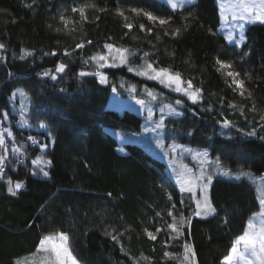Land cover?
Listing matches in <instances>:
<instances>
[{"label": "trees", "instance_id": "trees-1", "mask_svg": "<svg viewBox=\"0 0 264 264\" xmlns=\"http://www.w3.org/2000/svg\"><path fill=\"white\" fill-rule=\"evenodd\" d=\"M81 5H95L86 9L87 20L71 11ZM132 7L173 19L166 26L153 25L131 13ZM101 8L105 11H99ZM118 8L127 21L117 14ZM189 12L192 16L185 21L183 17ZM125 23L133 25L131 31ZM140 24L152 32L141 31ZM219 24L216 0H196L194 6L175 13L163 0H0V43L6 46L0 55L7 56V63L0 62V109L9 111L4 127L11 128L26 152L23 164L8 165L15 170L7 175L24 182L17 195H10L0 181V264H14L17 258L41 264L43 254H32L43 235L56 231L68 233L79 264H181L185 241L195 250V264H222L234 239L259 211L256 186L245 178L214 177L209 195L216 213L207 218L192 215L194 201L176 187L163 161L133 142L123 143L124 153L117 150V138L110 130L137 133L141 116L129 109L120 112L107 107L113 86L125 97H146L142 91L147 87L159 97L164 94L160 102L183 99L177 109L180 114L165 119L169 139L205 150L230 170L264 173V140L260 139L264 137V122L260 121L264 115V24L245 28L242 48L228 44L218 32ZM176 27L182 29L178 37L164 35L165 30ZM81 40H91L92 44L75 50L70 57L63 56L64 49L75 48ZM105 43L136 52L130 57L134 65L143 62L144 52L150 53L147 59L154 66L179 71L185 80L191 79L201 88L202 100L193 104L158 82L129 72L127 65L100 69L108 78L106 85L95 75L79 76L81 71H97L93 62L85 64L83 60L104 51ZM21 49L32 50L35 56L21 60ZM52 51L58 54L44 55ZM241 52L249 55L241 59ZM217 57L234 62L245 81L244 97L228 87L216 71ZM60 61L68 67L56 81L37 75L54 70ZM130 84L136 86V92L128 91ZM16 89H23L28 100L18 95L9 104L8 98ZM249 91L251 99L247 98ZM253 103L255 112L250 111ZM21 105L30 127L17 126ZM241 106L247 120L240 115ZM224 118L234 127H223L220 121ZM42 123L47 128H41ZM253 125L256 136L246 135ZM29 135L48 142L46 152L32 145ZM38 156L52 161L50 167L45 166L49 178L40 174L43 165L32 164ZM172 203L176 204L174 215L179 218L183 212L191 216V223L185 225L179 239L165 247V231L153 241L145 229L155 232L157 227L166 228L165 222L172 219L167 216ZM113 229L122 233L119 244L111 239ZM166 251L175 258L165 257Z\"/></svg>", "mask_w": 264, "mask_h": 264}, {"label": "snow or ice", "instance_id": "snow-or-ice-1", "mask_svg": "<svg viewBox=\"0 0 264 264\" xmlns=\"http://www.w3.org/2000/svg\"><path fill=\"white\" fill-rule=\"evenodd\" d=\"M166 5L170 7V10L175 13L179 9H183L185 6H194L196 0H165ZM218 11L221 17V21L223 24L227 25L225 29H222V32L226 33L224 35L225 40L229 45H233L237 48H242L246 41V36L244 33V23L246 22H259L264 24V0H218ZM30 7V5H26ZM89 7H95V5H81V6H73L71 11L73 13H79L80 17L83 20H87L88 17L86 15V9ZM99 11L103 12L105 9L101 8ZM130 12L137 15L143 16L147 18L148 21L152 22L153 25L159 24L160 26L169 25L170 21L173 19L171 15L164 17L153 14L152 11L145 10L140 7H132L130 8ZM117 14L128 20V17L125 15L122 9H117ZM192 16V13L189 12L187 16L183 17L185 21H187ZM99 19V17H97ZM61 20H64V17H61ZM65 26H67V21H65ZM124 27L129 31L132 30L133 25L131 23H125ZM184 29L186 30L187 24H185ZM139 28L141 31H147L148 33L152 32V28L145 29L144 24H140ZM59 30V29H58ZM181 27H176L174 29L165 30L164 35H171L173 37H178L181 34ZM211 31V30H210ZM127 35V33H126ZM91 45V40H81L76 43L75 48L69 50L64 49L63 56L70 57L72 53L77 49H83L85 45ZM5 44L0 43V50L5 49ZM103 48L106 51L98 52L97 54L88 57L83 60V63L88 64L90 62H95L98 69H102L105 67H118L121 65H127L128 71L135 73V75L140 77H145L148 80L158 81L160 84L164 85L165 88L172 90L175 93L181 94L182 97H187L189 101L193 104L198 103L202 100V89L196 87L191 79L185 80L183 75L179 71H174L171 68L154 66V62H149L147 57H149L150 53L144 52L141 60L143 61L140 65H134L130 63V57L136 55V52L131 51L128 48L117 47L115 43H105ZM58 53L56 51H52L51 53H44V55H52L56 56ZM248 52H241V59L248 56ZM15 56V54H14ZM35 53L32 50L21 49L19 54V59L24 60L28 57H34ZM0 62L7 63V56L0 55ZM216 71L221 73V75L225 78V82L228 87L232 88L234 92L238 90V94L241 97L245 96V81L241 78V73L234 68V62L227 59H221L220 57L216 58ZM68 65L62 61L58 62L55 66V69H47L37 75L40 78H50L53 81L58 79L59 74L64 73L67 69ZM12 73H9L11 76ZM79 76L85 75H95L98 77V82L102 85L108 84L107 76L100 72L96 71L94 73H87L81 71ZM247 75V74H246ZM250 78V77H249ZM121 87H124V84L121 83ZM112 91L115 93L117 88L115 86L112 87ZM129 92H136L135 85L128 86ZM144 91L147 93L149 97L152 99L157 98V93L153 90L145 87ZM24 96L26 93L23 89H16L12 92L11 96L8 98V103L12 104L17 97ZM252 93L247 92V98L251 99ZM137 103L141 105V107L147 108V118L149 120L153 119V109L149 106L145 105L144 100H138ZM183 104V99H177L174 101V104H164L160 108L161 117L158 121H154V127L151 129L152 131H157L158 129H162L165 127L163 113L167 110L168 114L179 115L176 107L178 105ZM175 105V106H174ZM230 108L235 109L237 106L235 104H229ZM15 110V108H13ZM240 115L244 116L245 120L247 117L245 116L244 107L241 106L239 108ZM250 111L255 112L256 107L255 103H253ZM9 121V111L7 108L0 109V181H3L7 186V192L16 196L20 189L24 187V182L20 180L13 181L11 176L7 175V171H14L15 168H8V165H20L24 163V157L26 152L23 150L24 146L22 143H18L15 135L13 134L11 128L4 127V123ZM260 121L264 122V115L260 116ZM223 127L230 128L234 127V124L231 120L224 118L220 121ZM18 127H30L28 123V118L26 111L21 105L20 109V120L17 121ZM41 128H47V125L42 123L40 124ZM261 127L264 128V123H261ZM145 131H148L146 128ZM246 135L256 136L255 125H253V130L247 132ZM7 137V139H6ZM260 139L264 140V137H260ZM28 141H31L32 145L38 146L41 152H46L49 148V143L40 141L36 137L29 135L27 137ZM9 141L11 142V147H9ZM54 146V141L51 142ZM157 146L163 148L164 145L161 140L157 139ZM175 145L172 150L175 151ZM123 151V149H120ZM9 153H11V157ZM199 157V153L196 154ZM207 155L206 153L204 154ZM219 160H217V163ZM34 166H40V174L49 178V171L46 170V167H50L52 161L50 159L43 160L42 157L38 156L35 160L32 161ZM33 175H36V172L33 171ZM222 175H231V173L227 170L220 173ZM246 175V173H239L235 177L239 179L241 176ZM213 183V175L206 174L203 167L200 169L199 175L193 172L192 169L187 168L185 166V170L176 173V184L179 186V190L181 193H189L192 200L195 203V209L192 215L207 218L209 215H213L216 213V208L213 206L209 190L210 186ZM197 192H199V197H197ZM111 196V193L108 194ZM169 201L172 200V195L168 196ZM259 211L253 214V217L250 218L247 222L246 229L243 233L234 239L228 254L223 258L222 264H264V195H261L257 198ZM181 204H184V200L181 199ZM176 210V204L172 203L171 208L167 211V216L171 217V222H165L166 228L164 226L157 227L155 232L149 231L145 229V233L149 239L155 241L157 239V235L161 231H165L168 239L164 242L165 247L169 245V243L174 239H179L180 236L184 234L185 225H190L191 216H185L183 212L179 214V218L174 215V211ZM157 216L163 219V214L161 212L156 213ZM255 217L260 218V222L257 225L254 223ZM225 223L227 221L225 220ZM122 233H117L116 229H113V233H110L111 239L116 243H120L119 236ZM69 235L64 231H56L52 233H48L43 235L36 246V252L32 254V257L37 256L38 254H43L41 264H79L76 257L73 255L72 250L69 245ZM121 251H123V245H121ZM165 257L175 258V254L166 251L164 253ZM14 264H33L30 258H17ZM138 264V262H137ZM181 264H195V250L190 243L187 241L183 244V257L181 260Z\"/></svg>", "mask_w": 264, "mask_h": 264}, {"label": "rangeland", "instance_id": "rangeland-1", "mask_svg": "<svg viewBox=\"0 0 264 264\" xmlns=\"http://www.w3.org/2000/svg\"><path fill=\"white\" fill-rule=\"evenodd\" d=\"M216 4H217V7H219L218 0H216ZM218 15H219V11H218ZM219 20H220V24H219L218 32L224 36L226 33L222 32V29H225L227 25L222 23L220 15H219ZM242 23H244V30H245V28L248 25L259 23V22L257 21V22L252 23V22L242 21ZM92 65L97 69V71L100 70L97 68L95 62H93ZM160 85L164 87V85L162 84ZM165 89L170 90L168 88H165ZM142 92L146 97H143V98H136L132 96L125 97V96H121L117 92L114 93L112 91L109 101L107 103V107L109 108L116 109L120 112L123 111L124 109H129V110L136 112L137 114L141 116L140 131L137 133H125V132L118 131V130H110V132L117 138V141H118L117 150L120 153L125 152L124 146H123L124 142H133L143 147L152 156L160 159L161 161L165 163L167 173L169 177L173 180V182L175 183L178 189H179V186L176 184V173L177 172L184 171L185 166H187V168L192 169L193 172L199 175L200 169L203 167V169L205 170V173L213 175V178L223 177V178H228V179H236L235 177L237 176V174L246 173V175L241 176L239 179L245 178L249 180L256 186L258 196L264 195V173L255 174L249 170H235V171L230 170L227 167L221 165L220 162L217 163L218 159L210 157L205 150L196 149L190 146L181 145V144L173 142L171 139H169L165 135L166 126L162 129H158L157 131H152L151 129L154 127V121H158L161 117L160 108L164 104H169V103L174 104V101L165 102L162 100L160 102L158 101V99H162L163 97H165L163 96L164 95L163 93H161L162 95H160L162 98L157 95V98L154 100L151 97H149L144 90ZM24 96L28 100V96L27 95H24ZM138 100H144L145 105L153 109L154 115H153L152 120H149L147 118V108L141 107V105L137 103ZM175 107L177 110L178 106H175ZM172 116H175V114L170 115L168 114L167 110H165V112L163 113L164 124H165V119L168 117H172ZM146 128L148 129V131H145ZM157 139L162 141L164 145L163 148H160L157 146V143H156ZM174 145L176 146L175 151L172 150ZM120 149H123V151H121ZM197 153L200 154L199 157H197L196 155ZM205 153L207 154L206 156L204 155ZM225 170L229 171L231 175L220 174ZM197 197H199V192H197ZM252 217L253 215L251 216V218ZM253 222L258 225L260 222V218L255 217Z\"/></svg>", "mask_w": 264, "mask_h": 264}]
</instances>
